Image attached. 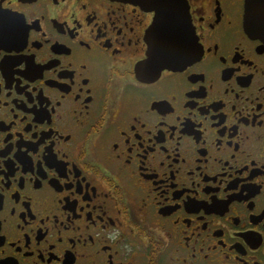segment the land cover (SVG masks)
<instances>
[{"label": "flooded vegetation", "instance_id": "af4514ba", "mask_svg": "<svg viewBox=\"0 0 264 264\" xmlns=\"http://www.w3.org/2000/svg\"><path fill=\"white\" fill-rule=\"evenodd\" d=\"M245 1L0 0V264H264ZM164 2L196 50L157 75Z\"/></svg>", "mask_w": 264, "mask_h": 264}, {"label": "water", "instance_id": "95a60500", "mask_svg": "<svg viewBox=\"0 0 264 264\" xmlns=\"http://www.w3.org/2000/svg\"><path fill=\"white\" fill-rule=\"evenodd\" d=\"M176 9L173 2L162 3L158 9V16L150 28V36L161 37L150 39L148 48L151 57L149 62L154 64L157 75L163 68H178L185 65L196 50L193 39H177L190 36L192 27L189 22H179L174 18ZM244 12V23L248 32L264 36V0H246Z\"/></svg>", "mask_w": 264, "mask_h": 264}]
</instances>
